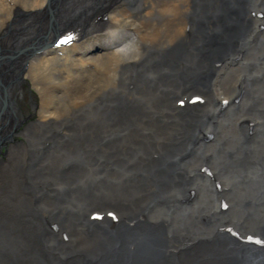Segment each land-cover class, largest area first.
Instances as JSON below:
<instances>
[{
  "label": "bare ground",
  "instance_id": "obj_1",
  "mask_svg": "<svg viewBox=\"0 0 264 264\" xmlns=\"http://www.w3.org/2000/svg\"><path fill=\"white\" fill-rule=\"evenodd\" d=\"M253 233L264 0H0V264H263Z\"/></svg>",
  "mask_w": 264,
  "mask_h": 264
},
{
  "label": "rangeland",
  "instance_id": "obj_2",
  "mask_svg": "<svg viewBox=\"0 0 264 264\" xmlns=\"http://www.w3.org/2000/svg\"><path fill=\"white\" fill-rule=\"evenodd\" d=\"M21 92H22L21 102H19L20 103V105H19L20 109H21V111L23 110V114L25 117L31 118L32 113H33L32 105H33V103H35L37 101L35 98V94L30 93V92L28 93L24 84L21 86ZM29 96H34V97L32 99ZM195 102H197V100Z\"/></svg>",
  "mask_w": 264,
  "mask_h": 264
},
{
  "label": "water",
  "instance_id": "obj_3",
  "mask_svg": "<svg viewBox=\"0 0 264 264\" xmlns=\"http://www.w3.org/2000/svg\"><path fill=\"white\" fill-rule=\"evenodd\" d=\"M94 215H96V214H94ZM113 216L114 215H109V218L110 219H112L113 218ZM102 217H103V215H101L98 219H91V221L94 223V224H96L95 222L96 221H98V220H102ZM112 220H114V218L112 219ZM242 228H244V227H242ZM241 228V229H242ZM224 232H229V230H225ZM229 235V234H228ZM228 235L227 234H225V238H228ZM230 236V235H229ZM230 237H232V236H230ZM262 239L264 240V237L262 236V235H257V234H255V233H253V235H251V237H246V238H244L243 240H244V243H247V242H250V243H253V245H254V247L256 248V249H264L263 247H264V242H262ZM255 241L256 242H258L257 244L255 243ZM260 244H263V245H260ZM98 263V262H97ZM263 264H264V262H262Z\"/></svg>",
  "mask_w": 264,
  "mask_h": 264
}]
</instances>
